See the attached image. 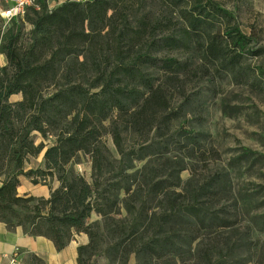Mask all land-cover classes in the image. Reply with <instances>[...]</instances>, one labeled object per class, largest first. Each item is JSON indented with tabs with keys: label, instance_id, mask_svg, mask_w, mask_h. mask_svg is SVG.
Here are the masks:
<instances>
[{
	"label": "trees",
	"instance_id": "obj_1",
	"mask_svg": "<svg viewBox=\"0 0 264 264\" xmlns=\"http://www.w3.org/2000/svg\"><path fill=\"white\" fill-rule=\"evenodd\" d=\"M47 1L35 0L23 16L30 26L25 49H19L22 22L12 21L1 35L0 53L7 63L0 67V223L43 237L57 251L74 235L85 234L89 242L77 248V264H86L83 253L101 241L99 223L90 222L92 213L105 215L106 196L131 191L113 182L127 176L103 151L102 124L112 123L113 143L124 158L117 122H134L137 127L159 118L172 120L170 113L164 115L167 100L158 79L177 77L185 70L179 53L192 52L223 71H233L243 54L254 53L253 36L241 31L234 15L212 0H161L168 12L165 17L175 14L178 27L173 18L138 15L145 0H66L53 9ZM259 73L263 75L261 69ZM13 95H21V100L10 102ZM33 132L56 138L43 153L44 168L25 170L27 157L44 149L32 142ZM243 152L248 156L247 149ZM79 154L89 156L90 181L65 171ZM20 177L33 185H48V177L56 178L59 186L47 199L19 196ZM142 185L129 196L141 204L127 203V215L117 222L121 242L131 237L136 248L122 259L135 253L152 264H177L183 242L176 230L180 215L183 211L201 225L211 220L212 215L197 206V195L208 189L201 187L180 209L179 192L172 191L165 197V209L150 218L144 206L154 194ZM259 217L264 226V214ZM109 251L117 256L116 246ZM28 264L43 262L29 256Z\"/></svg>",
	"mask_w": 264,
	"mask_h": 264
},
{
	"label": "rangeland",
	"instance_id": "obj_2",
	"mask_svg": "<svg viewBox=\"0 0 264 264\" xmlns=\"http://www.w3.org/2000/svg\"><path fill=\"white\" fill-rule=\"evenodd\" d=\"M54 1L56 7L66 0ZM212 1L234 15L241 31L252 34L254 53L243 54L233 71H223L195 53H179V60L186 62L185 70L177 77L158 79L167 100L164 115L170 113L172 120L159 118L137 127L134 122H117L124 158L113 143L112 123L102 124L103 151L127 176L113 182L130 186L131 191L106 196L108 199L102 201L105 215L92 213L90 222L99 223L96 231L101 241L83 253L86 264H152L146 256L135 253L122 259L125 252L136 250L135 244L131 237L121 242L115 232L120 227L117 222L127 215L126 204H141L129 196L142 184L154 194L144 206L150 218L165 209V197L172 191L179 192L180 209L201 187L208 189L197 195V206L212 215L211 220L201 225L183 211L180 215L176 230L183 242L177 264H264V226L259 217L264 214V0ZM144 4L138 15L147 12L152 18L177 21L175 14L165 17L168 12L161 0H145ZM176 24L178 27V21ZM28 32L24 30L19 49L28 46ZM20 100L21 95L9 98L10 102ZM55 138L53 134H31L34 145L41 143L44 149L27 157L25 170L44 168L43 153ZM244 149L248 156L243 155ZM64 168L90 181L88 155L79 154ZM135 171L140 175L131 176ZM46 182L49 188L59 186L56 178L48 177ZM113 246L115 258L108 253Z\"/></svg>",
	"mask_w": 264,
	"mask_h": 264
},
{
	"label": "crops",
	"instance_id": "obj_3",
	"mask_svg": "<svg viewBox=\"0 0 264 264\" xmlns=\"http://www.w3.org/2000/svg\"><path fill=\"white\" fill-rule=\"evenodd\" d=\"M49 9L55 7V1H47ZM61 3H63L61 1ZM58 3L59 5L61 4ZM58 6V5H57ZM7 7L0 0V11ZM12 21L23 23L24 29L30 26L23 22V17L10 21L0 18V42L2 33L10 27ZM6 65V59L0 53V67ZM20 185L17 187V195L34 196L47 199L54 189L49 185H33L29 179L20 177ZM87 244V236L84 234L74 235L73 239L63 250L57 251L53 243L43 237H31L23 232L19 227L8 229L4 223H0V264H8L13 253L18 255L20 264H28V257L35 256L42 260L43 264H77V248Z\"/></svg>",
	"mask_w": 264,
	"mask_h": 264
},
{
	"label": "built area",
	"instance_id": "obj_4",
	"mask_svg": "<svg viewBox=\"0 0 264 264\" xmlns=\"http://www.w3.org/2000/svg\"><path fill=\"white\" fill-rule=\"evenodd\" d=\"M7 7L0 11V18L5 21L21 18L26 10L35 6V0H2ZM8 264H19L18 255L13 253Z\"/></svg>",
	"mask_w": 264,
	"mask_h": 264
}]
</instances>
